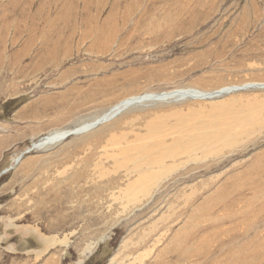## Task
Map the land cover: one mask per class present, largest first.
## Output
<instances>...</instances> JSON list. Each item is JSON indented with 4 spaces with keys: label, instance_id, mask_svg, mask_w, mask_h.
Segmentation results:
<instances>
[{
    "label": "rangeland",
    "instance_id": "obj_1",
    "mask_svg": "<svg viewBox=\"0 0 264 264\" xmlns=\"http://www.w3.org/2000/svg\"><path fill=\"white\" fill-rule=\"evenodd\" d=\"M259 84L264 0H0V264H264ZM180 90L210 97L36 145ZM150 126L153 158L196 147L134 200L122 150Z\"/></svg>",
    "mask_w": 264,
    "mask_h": 264
},
{
    "label": "bare ground",
    "instance_id": "obj_2",
    "mask_svg": "<svg viewBox=\"0 0 264 264\" xmlns=\"http://www.w3.org/2000/svg\"><path fill=\"white\" fill-rule=\"evenodd\" d=\"M178 14H180V12ZM257 86L264 87V84H259ZM230 90H232V88ZM234 90L236 89L234 88ZM175 94H178L179 96L182 95L180 97H183V95L186 96L190 94L189 98L191 99L192 98L204 99L210 97V95L195 90H183V91L180 90L173 93H160V94L145 93L135 97H131V98L129 97L124 101L120 102L119 104H117L116 106L112 107L109 110V112L102 115L94 122L85 124L82 127H78L77 129L74 130L55 131L53 133L46 135L42 140L36 143V145L39 148L43 149V147H46L48 145L50 146L55 143L57 144V142L66 139L70 135L86 133L89 130L93 129L95 126H98L102 123L114 119L115 116L117 117L120 112H123L128 107L141 105L144 104L145 102H162L170 98L171 97L170 95H175ZM153 133H154L153 128L150 126L148 128V132L146 136L143 134L144 135L143 138L149 139L146 140L147 142L130 145L122 150L123 155L127 156V158L123 160V162L121 163V167L125 168L127 171L123 179L120 180L117 186L119 185L118 188L120 192H125V194L127 193L129 197H133V199L136 198L139 193L144 194L153 191L154 189L153 185H156L155 180L158 179L163 173L167 172L169 169H172L171 166L167 165L168 161L170 160L174 161L179 156L187 155L189 154L191 148L196 147V143H194L193 145L187 144L186 146L182 147L181 151H177V149L175 150L171 148L163 149V155L160 158H156V157L153 158V143L151 141V139H153ZM178 138L179 139H176L175 141L176 144H180L182 141L181 137ZM163 142L165 143V141ZM162 144L163 143H159L158 147L159 146L164 147V145ZM131 152L136 154L140 158V160L129 159ZM129 162L133 163L132 167L128 165Z\"/></svg>",
    "mask_w": 264,
    "mask_h": 264
},
{
    "label": "water",
    "instance_id": "obj_3",
    "mask_svg": "<svg viewBox=\"0 0 264 264\" xmlns=\"http://www.w3.org/2000/svg\"><path fill=\"white\" fill-rule=\"evenodd\" d=\"M253 86H256V85H253ZM219 94L222 93V92H218Z\"/></svg>",
    "mask_w": 264,
    "mask_h": 264
}]
</instances>
